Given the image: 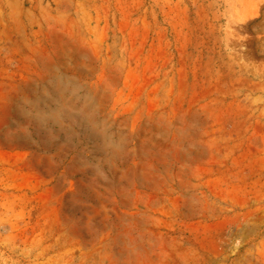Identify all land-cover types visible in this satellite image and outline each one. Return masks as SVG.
Instances as JSON below:
<instances>
[{
	"label": "rangeland",
	"instance_id": "rangeland-1",
	"mask_svg": "<svg viewBox=\"0 0 264 264\" xmlns=\"http://www.w3.org/2000/svg\"><path fill=\"white\" fill-rule=\"evenodd\" d=\"M0 264H264V0H0Z\"/></svg>",
	"mask_w": 264,
	"mask_h": 264
}]
</instances>
